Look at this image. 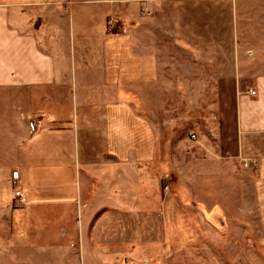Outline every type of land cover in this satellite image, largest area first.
Wrapping results in <instances>:
<instances>
[{
	"label": "crops",
	"instance_id": "0c3cea01",
	"mask_svg": "<svg viewBox=\"0 0 264 264\" xmlns=\"http://www.w3.org/2000/svg\"><path fill=\"white\" fill-rule=\"evenodd\" d=\"M167 27L207 55L216 90H227L207 137L210 164L224 158L232 172L252 173L264 229V0H0V92L21 108L10 168L31 264H41L37 252L60 251L71 254L66 264L82 251L80 264L128 261L122 219L135 235L138 201L147 208L171 179L157 125L158 33ZM46 235L65 243L35 242Z\"/></svg>",
	"mask_w": 264,
	"mask_h": 264
},
{
	"label": "rangeland",
	"instance_id": "374dc122",
	"mask_svg": "<svg viewBox=\"0 0 264 264\" xmlns=\"http://www.w3.org/2000/svg\"><path fill=\"white\" fill-rule=\"evenodd\" d=\"M168 33V27L158 33L157 125L164 158L159 165L171 179L163 186L162 198L153 197L145 209L138 201L134 209L138 219L131 221L135 235H129L122 219L120 244L128 261L116 264H264V229L254 211L252 173L232 172L224 158L210 164L215 159L207 137L224 117L227 90H216L205 53ZM13 96L0 92V264H31L33 254L21 252V197L15 196L21 190L13 177L17 171L10 168L21 136L17 118L21 108L15 107ZM162 208L169 212L168 221L157 217ZM145 210L155 213L142 217ZM200 212L214 213L215 218L203 219ZM46 236L34 240L41 245L65 243L64 236L57 237L61 240ZM42 254H52V264L72 260L66 251L37 252L41 264L49 262ZM85 255L83 251L76 254L74 264L86 261Z\"/></svg>",
	"mask_w": 264,
	"mask_h": 264
},
{
	"label": "built area",
	"instance_id": "2783aa9c",
	"mask_svg": "<svg viewBox=\"0 0 264 264\" xmlns=\"http://www.w3.org/2000/svg\"><path fill=\"white\" fill-rule=\"evenodd\" d=\"M251 94H255V91H251ZM191 137H192V138H195L194 134H192ZM242 162H243V165H244V166H248V165H256V161H254V160H250V159H246V158L242 159ZM17 176H18V173H17V172H13V177H14V178H17ZM166 187H167V186L165 185V188H166ZM15 196H17V197H21V193L19 192V190H17V191L15 192Z\"/></svg>",
	"mask_w": 264,
	"mask_h": 264
}]
</instances>
